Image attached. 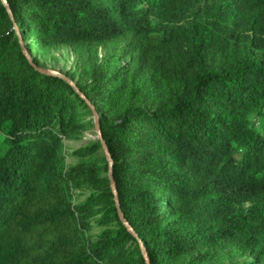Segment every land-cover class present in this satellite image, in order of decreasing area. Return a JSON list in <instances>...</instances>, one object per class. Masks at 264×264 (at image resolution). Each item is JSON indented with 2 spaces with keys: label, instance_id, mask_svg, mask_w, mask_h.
<instances>
[{
  "label": "trees",
  "instance_id": "1",
  "mask_svg": "<svg viewBox=\"0 0 264 264\" xmlns=\"http://www.w3.org/2000/svg\"><path fill=\"white\" fill-rule=\"evenodd\" d=\"M7 2L0 264H264V0ZM64 45L106 51L77 87ZM96 115L132 230L100 139L65 145Z\"/></svg>",
  "mask_w": 264,
  "mask_h": 264
},
{
  "label": "rangeland",
  "instance_id": "2",
  "mask_svg": "<svg viewBox=\"0 0 264 264\" xmlns=\"http://www.w3.org/2000/svg\"><path fill=\"white\" fill-rule=\"evenodd\" d=\"M106 54L104 47L99 48H85L81 51H76L70 45H64L60 47H53L37 53V59L40 62L42 68H49L57 71L58 73L68 77L73 82L77 80L79 73L83 70L84 66L102 59ZM124 61V60H123ZM85 119H89V124L83 132L82 140H74L67 142L65 145L69 149L80 145L83 142L89 141L97 136V131L92 123V116H87ZM253 122L256 125L260 124V119L253 118ZM253 256L247 254L244 256L238 255L234 258V262H244L251 260ZM217 264H230L229 258H226L224 262Z\"/></svg>",
  "mask_w": 264,
  "mask_h": 264
},
{
  "label": "water",
  "instance_id": "3",
  "mask_svg": "<svg viewBox=\"0 0 264 264\" xmlns=\"http://www.w3.org/2000/svg\"><path fill=\"white\" fill-rule=\"evenodd\" d=\"M3 2L5 3V5L8 8V10L11 12V8H10L7 0H3ZM15 27H16V29H18L17 24H15ZM39 69L41 71H43V72H46V73H49V74H52V75H59V76L65 77L64 75L58 73L57 71H55L53 69L42 68V67H39ZM66 79L74 87H77L76 84H75V82H73L71 79H69V78H66ZM82 96L85 98L84 95H82ZM95 129L97 131V138L100 139V141L102 143V146H103V149H104V152L106 154V157H107V159L109 161V178H110V181H111V187L113 189L114 198H115L116 203H117V207H118V210H119L120 217L123 220V222L125 223V225H127L132 230V226L125 219L124 214H123V212L120 209L119 199H118V196H117V189H116V185H115V181H114V177H113V159H112V155L110 154L109 149H108V147L106 145L105 139L102 136L101 129H100V126H99V119H98V116L97 115L95 116ZM142 250H143V255L145 257L146 264H151L145 248L142 247Z\"/></svg>",
  "mask_w": 264,
  "mask_h": 264
}]
</instances>
